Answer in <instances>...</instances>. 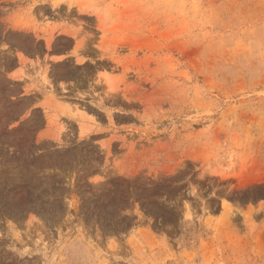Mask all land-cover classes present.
<instances>
[{
	"label": "rangeland",
	"instance_id": "1",
	"mask_svg": "<svg viewBox=\"0 0 264 264\" xmlns=\"http://www.w3.org/2000/svg\"><path fill=\"white\" fill-rule=\"evenodd\" d=\"M0 264H264V0H0Z\"/></svg>",
	"mask_w": 264,
	"mask_h": 264
}]
</instances>
